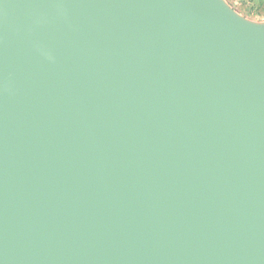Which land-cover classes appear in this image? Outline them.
I'll list each match as a JSON object with an SVG mask.
<instances>
[{
	"label": "water",
	"instance_id": "water-1",
	"mask_svg": "<svg viewBox=\"0 0 264 264\" xmlns=\"http://www.w3.org/2000/svg\"><path fill=\"white\" fill-rule=\"evenodd\" d=\"M221 0H0V264H264V25Z\"/></svg>",
	"mask_w": 264,
	"mask_h": 264
},
{
	"label": "rangeland",
	"instance_id": "rangeland-1",
	"mask_svg": "<svg viewBox=\"0 0 264 264\" xmlns=\"http://www.w3.org/2000/svg\"><path fill=\"white\" fill-rule=\"evenodd\" d=\"M229 9L251 20L258 25H264V14L258 13L256 0H221ZM244 12H249L252 16H247Z\"/></svg>",
	"mask_w": 264,
	"mask_h": 264
},
{
	"label": "trees",
	"instance_id": "trees-1",
	"mask_svg": "<svg viewBox=\"0 0 264 264\" xmlns=\"http://www.w3.org/2000/svg\"><path fill=\"white\" fill-rule=\"evenodd\" d=\"M253 1V0H250ZM256 9L258 13L264 14V0H256ZM247 16H252L251 14H249V12H244Z\"/></svg>",
	"mask_w": 264,
	"mask_h": 264
},
{
	"label": "bare ground",
	"instance_id": "bare-ground-1",
	"mask_svg": "<svg viewBox=\"0 0 264 264\" xmlns=\"http://www.w3.org/2000/svg\"><path fill=\"white\" fill-rule=\"evenodd\" d=\"M218 1H219V0H218ZM232 15H233L236 19H238V20H240V21H242V22H244V23H246V24H249V25H253V26H255L251 20H248V19L244 18L243 16H241V15H239V14H237V13H232Z\"/></svg>",
	"mask_w": 264,
	"mask_h": 264
}]
</instances>
